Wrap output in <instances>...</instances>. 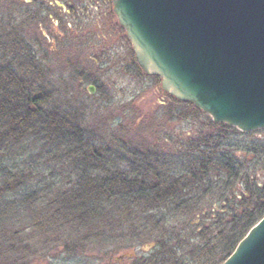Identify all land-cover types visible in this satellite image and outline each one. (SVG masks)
Segmentation results:
<instances>
[{
  "label": "trees",
  "instance_id": "16d2710c",
  "mask_svg": "<svg viewBox=\"0 0 264 264\" xmlns=\"http://www.w3.org/2000/svg\"><path fill=\"white\" fill-rule=\"evenodd\" d=\"M2 25L0 224L19 205L28 209L31 204L41 209L37 218L51 226L78 232L103 228L87 242H114L115 223L128 224L126 244L144 238L151 245L132 264L226 260L264 216V132L259 137L210 120L208 132L190 142H169L166 151L135 149L129 142H114V150L112 143L87 135L65 100L57 102L34 45L16 26ZM178 101L195 120L205 113ZM44 153L54 162L41 165ZM108 155L122 156L113 161ZM62 157L70 167L67 183L58 174L65 169Z\"/></svg>",
  "mask_w": 264,
  "mask_h": 264
},
{
  "label": "rangeland",
  "instance_id": "374dc122",
  "mask_svg": "<svg viewBox=\"0 0 264 264\" xmlns=\"http://www.w3.org/2000/svg\"><path fill=\"white\" fill-rule=\"evenodd\" d=\"M113 11V0H0V23L16 26L34 45L44 75L57 90V102L65 100L96 142L112 143L114 150V142H129L135 149L166 151L169 142H190L201 131L208 132L211 116L204 113L195 120V114L162 88L161 78L137 66L125 28ZM263 130L255 132L260 137ZM40 157L41 165L52 158L48 153ZM108 157L118 160L116 155ZM62 158L65 169L58 174L66 176L67 183L70 167ZM40 211L31 204L28 209L19 205L0 224V264H132L151 247L144 238L126 244L129 226L117 222L111 233L114 242H87L89 234L99 237L103 228L78 232L51 226L37 218ZM120 236L127 237L125 243Z\"/></svg>",
  "mask_w": 264,
  "mask_h": 264
},
{
  "label": "water",
  "instance_id": "95a60500",
  "mask_svg": "<svg viewBox=\"0 0 264 264\" xmlns=\"http://www.w3.org/2000/svg\"><path fill=\"white\" fill-rule=\"evenodd\" d=\"M113 10L166 92L216 123L264 128V0H113ZM220 264H264V216Z\"/></svg>",
  "mask_w": 264,
  "mask_h": 264
},
{
  "label": "flooded vegetation",
  "instance_id": "af4514ba",
  "mask_svg": "<svg viewBox=\"0 0 264 264\" xmlns=\"http://www.w3.org/2000/svg\"><path fill=\"white\" fill-rule=\"evenodd\" d=\"M114 12V11H113ZM113 15L114 16H117L116 14H115V12L113 13ZM118 18V17H117ZM118 22H119V20H118ZM120 24V23H119ZM121 26V25H120ZM123 29H124V27L123 26H121ZM125 32H126V30H125ZM127 38H128V36H127ZM129 42H130V44H131V47H132V50H133V53L135 54V52H134V49H133V45H132V43H131V41L129 40ZM135 58H136V55H135ZM136 60H137V58H136ZM138 62V61H137ZM92 91V90H91Z\"/></svg>",
  "mask_w": 264,
  "mask_h": 264
}]
</instances>
